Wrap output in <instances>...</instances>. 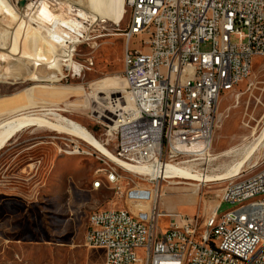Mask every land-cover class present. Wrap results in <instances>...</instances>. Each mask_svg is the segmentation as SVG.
Listing matches in <instances>:
<instances>
[{"label": "built area", "instance_id": "built-area-1", "mask_svg": "<svg viewBox=\"0 0 264 264\" xmlns=\"http://www.w3.org/2000/svg\"><path fill=\"white\" fill-rule=\"evenodd\" d=\"M126 6L125 94L99 104L104 139L76 124L132 166L161 168L206 157L222 95L248 79L254 60L264 56V0H126ZM134 38L141 39L140 46H132ZM205 43L209 50H202ZM48 141L57 149L90 151L103 165L104 185L118 196L127 198L137 189L127 190L120 171L131 170L82 135L62 132ZM261 166L252 175L229 179L203 222L161 212L165 179L150 176L158 191L148 198V209L132 214H124L123 207L94 210L85 245L104 249V264H264V204L241 217L217 219L223 203L264 192V159ZM98 186L103 185H93ZM162 217L169 219L167 227L160 225Z\"/></svg>", "mask_w": 264, "mask_h": 264}, {"label": "rangeland", "instance_id": "rangeland-1", "mask_svg": "<svg viewBox=\"0 0 264 264\" xmlns=\"http://www.w3.org/2000/svg\"><path fill=\"white\" fill-rule=\"evenodd\" d=\"M11 1L18 5V0ZM129 19L128 10L119 23L96 21L91 16L83 19L88 32L74 56L81 72L64 66L38 82L4 74L0 80V120L52 109L104 139V127L97 122L103 111L98 107L110 96L125 94L124 32ZM3 20L0 15V22ZM140 44V38L132 40V46ZM210 48V43L202 44V50ZM218 117L211 153L176 167L205 177L223 175L243 162L244 172L236 179L260 170L264 159V56L254 60L248 79L222 95ZM46 118L56 123L61 120L53 115ZM62 132L69 133L47 125L26 127L0 151V264H104L105 250L85 245L90 214L113 207L144 212L148 198L156 195L154 182L147 180L149 172L138 175L122 169L127 190L137 188L127 198L104 183L94 189V182H104L99 171L103 165L95 157L68 155L64 152L67 148L57 149L48 141ZM233 148L239 150L238 155L220 156ZM132 180L135 183L128 184ZM228 181L165 179L160 182L161 212L197 216L203 222L220 202ZM232 208L233 204L225 202L220 214ZM160 225L167 227L169 219L162 217Z\"/></svg>", "mask_w": 264, "mask_h": 264}, {"label": "bare ground", "instance_id": "bare-ground-1", "mask_svg": "<svg viewBox=\"0 0 264 264\" xmlns=\"http://www.w3.org/2000/svg\"><path fill=\"white\" fill-rule=\"evenodd\" d=\"M68 12H77L78 15L73 17ZM126 13V0H36L33 3L18 0L17 6L11 0H0V15L5 18V21L0 22V80L4 74H10L15 78L20 77L38 82L40 77L53 76L60 72L64 66L81 72L82 66L74 60V56L77 46L85 42V39L82 38H86L85 33L88 32L83 19L91 16L96 21L119 23L123 21ZM106 97L102 100H106ZM127 104H130L129 100ZM44 111L42 113L40 111L20 113L0 120V151L23 128L47 125L71 134L82 135L112 162L138 175L149 172L148 174L153 179L161 176L164 179L180 177L184 180L194 179L210 182L236 178L244 172L241 171L243 162L234 165L223 175H207L205 177L192 175L189 171L180 169L171 163L163 165L161 168L151 165L132 166L119 160L111 150L91 138L87 133L81 132L83 130L72 120L52 109ZM49 115L56 116L61 120L56 123V120L54 122L46 118ZM261 137H264V129ZM238 151L236 148L228 149L220 156L229 157L239 153ZM64 152L71 156H90V151L85 150L67 149ZM99 171L103 172V168ZM103 183V180H98L93 185H103ZM198 186L197 184L196 187ZM100 187L98 186V188ZM263 204L264 192L248 195L233 203V208L229 211L223 214L218 211L217 219H227L228 216L241 217L245 214L246 209H254L255 206ZM123 211L124 214H132L127 208H123Z\"/></svg>", "mask_w": 264, "mask_h": 264}]
</instances>
